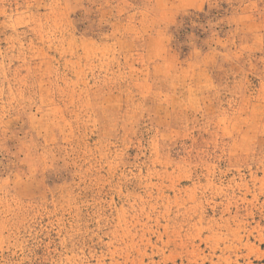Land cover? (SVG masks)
Returning a JSON list of instances; mask_svg holds the SVG:
<instances>
[{
  "label": "rangeland",
  "instance_id": "374dc122",
  "mask_svg": "<svg viewBox=\"0 0 264 264\" xmlns=\"http://www.w3.org/2000/svg\"><path fill=\"white\" fill-rule=\"evenodd\" d=\"M0 264H264V0H0Z\"/></svg>",
  "mask_w": 264,
  "mask_h": 264
}]
</instances>
